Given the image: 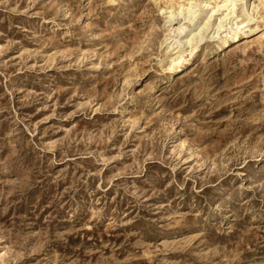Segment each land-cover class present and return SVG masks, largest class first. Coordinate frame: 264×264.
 I'll list each match as a JSON object with an SVG mask.
<instances>
[{"label": "rangeland", "instance_id": "374dc122", "mask_svg": "<svg viewBox=\"0 0 264 264\" xmlns=\"http://www.w3.org/2000/svg\"><path fill=\"white\" fill-rule=\"evenodd\" d=\"M176 1L0 0V264H264V0L172 72Z\"/></svg>", "mask_w": 264, "mask_h": 264}, {"label": "bare ground", "instance_id": "6f19581e", "mask_svg": "<svg viewBox=\"0 0 264 264\" xmlns=\"http://www.w3.org/2000/svg\"><path fill=\"white\" fill-rule=\"evenodd\" d=\"M242 1L181 0L176 1V6L162 9L166 14L164 44L167 46L168 69L172 72L183 70L192 61V57L186 58L187 52L196 51L205 38L216 39V47L223 49L255 32L256 28L251 27L255 16L247 2L240 5Z\"/></svg>", "mask_w": 264, "mask_h": 264}]
</instances>
